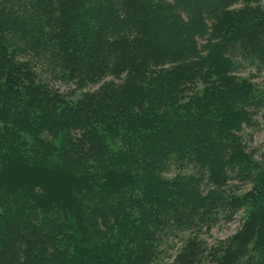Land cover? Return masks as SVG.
<instances>
[{"label": "trees", "instance_id": "obj_1", "mask_svg": "<svg viewBox=\"0 0 264 264\" xmlns=\"http://www.w3.org/2000/svg\"><path fill=\"white\" fill-rule=\"evenodd\" d=\"M12 1H0V264H153L162 236L217 208L243 215L212 264H264V166L240 135L264 90L233 74L235 51L264 63V7ZM27 44L69 79L118 81L69 99L17 58ZM184 161L198 172L166 174ZM233 179L250 187L230 191ZM205 250L189 237L172 264Z\"/></svg>", "mask_w": 264, "mask_h": 264}, {"label": "rangeland", "instance_id": "obj_2", "mask_svg": "<svg viewBox=\"0 0 264 264\" xmlns=\"http://www.w3.org/2000/svg\"><path fill=\"white\" fill-rule=\"evenodd\" d=\"M19 1L13 0V7H19L21 5ZM8 3L9 1L5 4L8 5ZM246 3L264 7V0H250L249 2L238 0L230 7L243 6ZM199 43L202 44V41H199ZM233 56L237 62V67L233 74L238 78L248 79L255 87L264 90V63L256 58L244 56L240 51L233 52ZM17 58L28 62L34 68L40 80L69 99H75L85 92L94 91L105 82L118 81V79L111 75H105L98 81L69 79L62 72L57 60H54L52 53L37 54L30 44L24 45ZM240 135L246 150L264 166V108L255 111L252 123L245 125ZM181 162H170L166 174L171 176L178 172L183 174L198 172V169L193 164L186 161ZM202 186L209 189L213 185L204 180ZM249 187L250 184L241 183L236 179L230 180L227 185L228 190L238 194L244 192ZM242 215V211L229 214L217 208L211 213L208 220L203 225H199L198 228L162 236L159 245L160 252L153 264H172L184 241L192 236H197L206 249L201 264H212L208 254L210 247L215 246L218 241L232 235L240 227Z\"/></svg>", "mask_w": 264, "mask_h": 264}]
</instances>
